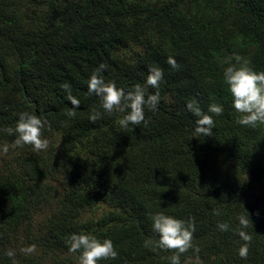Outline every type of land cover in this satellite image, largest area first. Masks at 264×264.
Returning <instances> with one entry per match:
<instances>
[{
    "label": "trees",
    "instance_id": "16d2710c",
    "mask_svg": "<svg viewBox=\"0 0 264 264\" xmlns=\"http://www.w3.org/2000/svg\"><path fill=\"white\" fill-rule=\"evenodd\" d=\"M227 1L236 15L234 30L227 29L235 46L264 72V0ZM183 2L0 0V142L14 143L6 129L23 112L47 122L48 142L42 151L20 147L0 167V264H59L68 236L80 232L112 240L117 258L98 264H169L176 250L161 248L152 228L161 212L195 226L181 264H264V124L237 123L241 114L222 79L227 42L220 27L193 19ZM19 10L35 29L21 27ZM148 36L153 41L132 62L118 56ZM101 64L100 76L125 92L139 84L147 95L158 93L156 111L145 108L146 125L121 128L124 114L105 113L89 94L88 79ZM150 67L164 73L158 88L145 83ZM189 104L212 116L211 136L195 133ZM210 104L223 113H209ZM52 181L64 190L54 193ZM47 193L54 202L42 213ZM241 215L250 216L246 259L238 255Z\"/></svg>",
    "mask_w": 264,
    "mask_h": 264
},
{
    "label": "clouds",
    "instance_id": "9594fccd",
    "mask_svg": "<svg viewBox=\"0 0 264 264\" xmlns=\"http://www.w3.org/2000/svg\"><path fill=\"white\" fill-rule=\"evenodd\" d=\"M167 63L173 69L177 67L173 58H169ZM226 64L222 79L231 95L232 107L237 113L241 114L237 123L245 127L264 124V72L252 68L239 55H234L229 61H226ZM105 68L106 66L101 64L89 77L87 82L89 94L100 98V106L105 113L119 112L124 114L118 121L121 128L127 129L130 126H139L142 123L146 125L145 108L149 111H156L160 101L158 93L147 95L146 88L139 84L134 86L132 90L125 92L124 89L118 88L114 82H106L100 76V72L104 71ZM163 76L164 73L160 68L150 67L145 83L152 88H158ZM68 99L73 108L79 107L80 102L77 98L69 94ZM187 107L197 118L195 133L204 137L211 136L214 128L212 116L202 113L191 104ZM208 112L220 116L223 113V107L220 104H210ZM65 115L71 118L75 113L69 111ZM99 118L100 112L98 111L89 116V119L93 122ZM46 123L44 119L35 114L23 112L18 115L15 127L7 128L6 131L9 135H15L14 146L30 145L34 151H42L48 147L47 140L42 138ZM2 151L7 153L8 148L5 146ZM237 219L240 226L237 234L245 242L239 248L238 255L242 259H246L248 256L247 245L251 241V236L246 232L250 216L241 215ZM152 228L158 234L161 248L176 250L168 258L169 264H181L180 255L192 248L195 226L161 212L153 217ZM219 228L221 231H227L229 225L220 224ZM66 244L69 252L79 253V264H98L101 260H115L118 256L111 239H100L91 233H72L68 236ZM24 251L31 253L34 248L30 246ZM6 255L13 258L15 252L14 250H8Z\"/></svg>",
    "mask_w": 264,
    "mask_h": 264
},
{
    "label": "rangeland",
    "instance_id": "374dc122",
    "mask_svg": "<svg viewBox=\"0 0 264 264\" xmlns=\"http://www.w3.org/2000/svg\"><path fill=\"white\" fill-rule=\"evenodd\" d=\"M183 10L185 12H190L193 14V19H200L202 23L207 22L213 24L214 27H220V36L222 40L227 42L228 51L224 52L226 60H230L234 55H239L241 58L245 57L246 49L239 46H235V35L232 31L227 29L234 30V21L235 13L230 3L227 0H184ZM20 21V25L24 29H35L36 24L26 19L23 15V11L19 10L17 13ZM150 36L143 39V42H131L128 46L122 47L118 50V56L128 62H132L136 55L140 53L143 48L149 43ZM230 46V47H229ZM236 47V49H231ZM243 54V56H242ZM8 148L7 153H4L2 149L4 147ZM20 147L14 146L12 142H0V167L7 164L13 160L17 153L19 152ZM59 155V152H57ZM54 193H58L64 190V185L61 182L52 181ZM42 213H45L51 208L52 203L54 202V196L48 194L42 197ZM108 211L107 207H104L99 210L97 215L105 213ZM46 264H58L53 258H49ZM59 264H79V255L77 253L66 252L62 253L59 257Z\"/></svg>",
    "mask_w": 264,
    "mask_h": 264
}]
</instances>
